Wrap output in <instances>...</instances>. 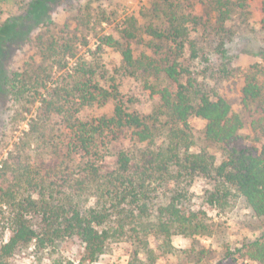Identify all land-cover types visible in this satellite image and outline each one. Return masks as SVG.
<instances>
[{"label": "trees", "instance_id": "trees-1", "mask_svg": "<svg viewBox=\"0 0 264 264\" xmlns=\"http://www.w3.org/2000/svg\"><path fill=\"white\" fill-rule=\"evenodd\" d=\"M52 1L32 0L22 17L0 25V59L26 32L20 21L48 20ZM157 1L162 4L165 27L141 26L136 16H130L120 38L106 34L98 45L116 48L122 73L137 79L157 99L150 113L127 106L116 82L102 84L93 62L70 64L76 58L77 36H38L50 71L40 67L34 72L0 74L20 117L37 102L47 115L29 123L0 168V202L8 206L0 217L11 233L0 242V264H11L19 250L31 252L38 264L95 263L108 253L111 243L122 241L134 246L129 264H146L140 257L145 251L150 264H156L151 235L162 240L165 252H172L175 234L213 233L206 211L190 205L191 187L198 178L210 184L203 194L209 206L226 209L243 201L255 216L264 217V53L262 62L247 68L222 61L202 70L212 79L243 78L242 103L245 108L257 107L251 122L263 139L257 147L241 141V114L185 62L188 45L192 57L199 56L190 32L205 23L202 16L188 10L185 2L190 0ZM205 1L216 12L218 31L245 6L242 0ZM145 35L167 42L168 49L156 44L158 57L136 56L131 41H143ZM223 40L221 36L218 50L226 59ZM54 67L63 70V77L49 82ZM110 100L111 115L80 116L83 108ZM52 116L62 119L60 132L52 126ZM191 117L205 121L204 139L220 150V159L205 147L195 149ZM33 146L40 150L36 157L31 154ZM68 239L84 246L79 263L58 255L60 244ZM236 251L264 264V233L244 240ZM47 254L52 255L51 262L44 263Z\"/></svg>", "mask_w": 264, "mask_h": 264}, {"label": "rangeland", "instance_id": "rangeland-1", "mask_svg": "<svg viewBox=\"0 0 264 264\" xmlns=\"http://www.w3.org/2000/svg\"><path fill=\"white\" fill-rule=\"evenodd\" d=\"M186 1V0H185ZM245 6L239 7L234 16L218 31L216 12L205 0L188 1V10L202 16L205 22L197 27H191L190 38L199 47V56L192 57L190 46H187L185 62L193 66L199 73V78L208 86L224 95L232 105L234 111L241 114L244 127L241 129V141L244 144L261 147L263 139L254 131L251 122L257 114L255 105L245 108L242 103L241 89L244 81L241 76L230 79H212L202 72L206 66L217 67L222 61H229L232 66L247 68L255 62H262L264 53V0H242ZM32 0H0V25L11 17H22L25 11L31 9ZM49 19L37 21L34 18L20 21L25 33L19 35L15 43L5 49L0 59V74L10 75L15 71H31L51 65L44 60L39 50L37 38L40 34L55 36L58 39L67 36H77L76 58L71 60L73 65L79 60H88L96 66L101 83L109 86L113 82L119 89L127 106L142 113H150L157 99H153L142 87L141 83L120 70L122 57L120 52L108 45L98 48L100 37L113 34L120 38L121 30L125 28L130 16H136L141 26L154 25L165 27L166 21L162 12V4L157 0H53L49 6ZM221 36L226 42V59L221 56L219 42ZM25 38V39H24ZM88 44L85 45V41ZM136 56L147 53L159 56L155 51L156 44L167 50V42L154 41L150 35H145L143 41H131ZM76 60V61H74ZM69 64V65H70ZM63 70L54 67L49 82L61 80ZM52 84V83H51ZM131 100V101H130ZM40 102L31 106L24 116L18 115V107L13 102L8 88L0 82V168L10 151L15 148L29 129V123L34 118L46 119L47 115L41 112ZM113 100L105 104L85 107L80 112L84 119L111 115ZM52 126L57 132L61 131L62 119L52 116ZM196 144L195 149L207 148L220 159L221 152L213 144L204 139L205 121L199 117H191ZM129 144V141H127ZM40 150L33 146L31 154L36 157ZM210 186L202 178H198L191 187L190 205L195 210L206 211V222L212 234H196L173 236L172 252H165L161 247L162 240L156 236L149 237L150 248L154 250L156 264H260L258 261L244 258L236 251L244 240L254 239L264 233V217L253 214L243 201H238L226 209L209 206L203 198L205 189ZM7 205L0 202V213L7 211ZM11 235L5 229V223L0 217V242ZM134 246L128 241L113 242L109 251L99 261L86 264H129L133 257ZM229 253V254H228ZM57 254V253H53ZM84 254V246L80 242L68 239L60 244L58 255L79 263ZM50 254L44 258V263L51 262ZM142 260L150 264L147 253H140ZM152 257V256H151ZM36 257L29 251L19 250L11 259V264H38ZM141 264V263H139Z\"/></svg>", "mask_w": 264, "mask_h": 264}]
</instances>
